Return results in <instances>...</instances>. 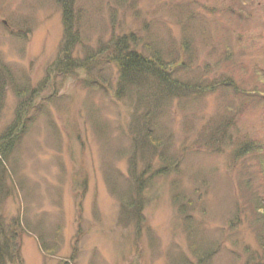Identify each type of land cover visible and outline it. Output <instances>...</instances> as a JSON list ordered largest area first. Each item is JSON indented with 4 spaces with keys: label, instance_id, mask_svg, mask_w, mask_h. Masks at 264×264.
I'll return each instance as SVG.
<instances>
[{
    "label": "rangeland",
    "instance_id": "rangeland-1",
    "mask_svg": "<svg viewBox=\"0 0 264 264\" xmlns=\"http://www.w3.org/2000/svg\"><path fill=\"white\" fill-rule=\"evenodd\" d=\"M65 1L0 0V136L30 98L43 109L6 161L0 218L19 249L10 264H200L201 248L215 251L205 264H244L258 242L236 207L264 199V0H71L73 58L127 36L139 53L184 62L180 81L223 82L168 103L156 151L134 148L140 110L115 96L112 64L95 79L49 71ZM220 120L232 144L252 139L260 151L235 161L229 144H208ZM243 161L253 180L242 190Z\"/></svg>",
    "mask_w": 264,
    "mask_h": 264
},
{
    "label": "trees",
    "instance_id": "trees-1",
    "mask_svg": "<svg viewBox=\"0 0 264 264\" xmlns=\"http://www.w3.org/2000/svg\"><path fill=\"white\" fill-rule=\"evenodd\" d=\"M65 3L66 7L63 9V24L65 28L64 40L60 45L59 58L51 65L49 71L61 76H74L78 72H85L88 76H94L95 79L98 78V72H101L103 75L102 69L107 66L108 63L112 64L117 69L115 96H117V98L129 99L132 102V107H135L137 112L140 110L139 113L141 114V118H139L134 127L138 135V139L133 143L135 149H144L147 144L156 151L159 146L163 147L166 145L163 136H161L162 134L160 133V135L158 133L160 129L158 126L160 125V115L166 110L170 101H180L195 94L201 95L200 93H202L206 87H208V89L213 87H224L223 82L219 86H217L218 84H214L216 86H213L211 83L196 84L194 82L193 84L190 81H180L175 78L174 73L184 67V62L180 61L175 66L179 60L167 64L156 51H150L147 55L139 53L133 47L132 42L134 40L132 41L131 37L127 36L116 37V39L107 46H97L95 52L86 50L84 52V57L81 59L78 57L73 58V52L80 43L79 30L77 29L73 33L74 24L72 21L71 0L68 2L65 1ZM101 66L102 69L100 68ZM98 68L101 70H98ZM0 76L1 83V78H3L1 73ZM90 83L95 84L92 82ZM108 89L110 90V88ZM37 91L33 98L40 94V91ZM25 92L27 93V90ZM16 94L21 97L17 92ZM20 103V107H22L24 104H22V102ZM27 105L30 107H25L26 114L23 113L20 115L19 112L9 129L0 136V201L11 196V191L7 183V157L13 151L14 145L17 144L20 135L23 134V128L25 129L28 120L34 121L36 117L40 115L39 112L43 110L39 105H34L32 98H30ZM30 108L34 110L33 112H35V115L26 118L27 111ZM229 127H231V125L226 120H220L217 124H212L207 130V133H209L207 136L208 144L211 146L229 144L231 146L232 157L235 161L245 160L247 156L252 155L256 151L258 152V150L260 151V147L255 143L256 141L252 139L242 143L237 144L235 142L232 144V136L226 132ZM263 147L264 145H261L263 149L261 158L263 157L264 160ZM159 157L162 163L166 161V159L164 160L163 158L164 156L160 155ZM174 161L175 160L172 162ZM247 162L248 161L242 162L245 172L241 167L239 169V180L242 182L245 178V181L242 182L241 185L239 184L241 189L242 187L244 188V186L246 187V185L249 186L253 180V176H251L252 172L249 171V164L247 165ZM174 163L175 164L172 163L169 166L171 170L176 166L177 161ZM259 168L260 170L264 168V163ZM262 173L264 175V172ZM256 200V207L251 206L247 202L244 203L246 205L245 208L242 206L239 207L238 210V206L236 207V211L239 215L245 213L246 220L250 219L251 230L254 232L258 242L259 251H249L246 253L247 257L244 264H264V199L260 198ZM138 208L139 207L135 204H128V209L133 210L130 211L133 214L137 212ZM238 223L239 216H236V218L230 222L229 228L233 229L234 225ZM14 224L15 225L12 224L13 227H11L13 231H15L17 226V223ZM15 232H9L4 221L0 218V264H10L19 258V249L16 245L17 237ZM208 249L209 248H207V250L201 248L198 251L195 250V258L200 264L207 263L214 254L215 251Z\"/></svg>",
    "mask_w": 264,
    "mask_h": 264
}]
</instances>
